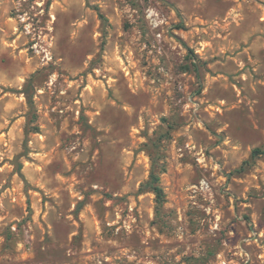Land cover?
Returning <instances> with one entry per match:
<instances>
[{
    "label": "rangeland",
    "instance_id": "obj_1",
    "mask_svg": "<svg viewBox=\"0 0 264 264\" xmlns=\"http://www.w3.org/2000/svg\"><path fill=\"white\" fill-rule=\"evenodd\" d=\"M254 149L264 0H0V264H264Z\"/></svg>",
    "mask_w": 264,
    "mask_h": 264
},
{
    "label": "trees",
    "instance_id": "obj_2",
    "mask_svg": "<svg viewBox=\"0 0 264 264\" xmlns=\"http://www.w3.org/2000/svg\"><path fill=\"white\" fill-rule=\"evenodd\" d=\"M195 66V65H194ZM264 154V149H254L252 152V158L258 155ZM151 169L149 174V180L140 186L139 192H151L155 196V202L159 208L164 201V193L160 186V173L164 171L163 166L159 164V159L156 156L150 155Z\"/></svg>",
    "mask_w": 264,
    "mask_h": 264
}]
</instances>
